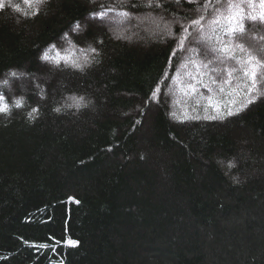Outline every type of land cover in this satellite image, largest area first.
Here are the masks:
<instances>
[{
	"label": "trees",
	"instance_id": "16d2710c",
	"mask_svg": "<svg viewBox=\"0 0 264 264\" xmlns=\"http://www.w3.org/2000/svg\"><path fill=\"white\" fill-rule=\"evenodd\" d=\"M148 2L46 0L32 19L0 11V82H9L0 83V95L11 108L0 113V264H264V98L239 115L206 119L216 112L195 100L209 95L203 87L209 77L174 81L185 55L178 53L160 85V103L148 104L145 115L138 110L173 46L158 28L203 14L201 45L209 46L215 9L238 13L248 46L264 58V40L252 39L264 36V21L251 19L264 10L258 0H220L207 11L204 0H165L169 9L161 13L139 6ZM5 3L25 7L22 0ZM101 5L113 11L90 20ZM77 21L84 41L70 32ZM65 33L78 47H69ZM89 43L99 56L87 50ZM52 44L50 56L59 51L92 59L91 65L81 72L42 62ZM11 71L26 76L15 79ZM187 71L197 75L191 66ZM181 79L196 91L185 95ZM74 95L90 103L53 111ZM20 97L24 107H12ZM33 107L40 110L30 119ZM229 160L236 164L231 170L218 163ZM68 239L78 246L69 247Z\"/></svg>",
	"mask_w": 264,
	"mask_h": 264
},
{
	"label": "snow or ice",
	"instance_id": "6c2138e0",
	"mask_svg": "<svg viewBox=\"0 0 264 264\" xmlns=\"http://www.w3.org/2000/svg\"><path fill=\"white\" fill-rule=\"evenodd\" d=\"M179 2V0H178ZM191 2V0H189ZM219 3L220 0H204V9L207 11L209 5L213 3ZM261 9L264 10V0H258ZM46 3V0H22L21 3H16L9 5L5 3V0H0V11L5 8H11V10L18 16L24 19H32L40 14L41 7ZM140 7H145L153 11L159 9L161 13L168 11L169 6L165 0H149L147 4L139 5ZM132 7H137V5H132ZM231 7V5H230ZM113 11L107 5H101L100 10H93L89 13V19L92 21H103L108 17L109 13ZM217 16L208 21L210 27H212L215 35L211 37V45L202 46L201 37L204 33L205 15L201 14L196 18L184 14L183 16L174 19L171 23H165L162 29L166 33L167 37L172 39L173 46L170 49L169 60L167 62V67L163 71L161 80L157 82L156 86L151 90L150 95L145 102V105L139 108L141 115L146 114V108L148 104L155 103L159 104L161 99V83L169 79L168 68L171 67V59L177 57L178 53H184L185 55L180 60L178 67L176 68V76L172 77L175 81L176 77L187 76L191 80H199L200 77L207 75L209 77V84H204L209 93L208 96H201L195 100L197 107L201 106V99L206 101L203 105L205 110L212 109L216 112V115L206 116V119L216 120V119H227L228 117L239 115L240 112L244 111L250 105L257 102V100L264 98V91L260 90V84L264 81V58L261 55L253 54V51L247 44L248 33L243 24V18L239 16L238 13L223 16L220 13L221 9H215ZM123 18H129L130 13L128 11H121L118 13ZM260 19L264 21V11H261L260 16H252L253 21ZM160 20L164 17L161 14L159 16ZM223 21V22H222ZM19 22V21H18ZM173 24L179 25L178 31H173ZM192 29V31H190ZM193 31L196 35H193ZM71 33L77 35V38L81 41L87 39L86 35H82L85 29L81 27L80 21L70 29ZM131 39L129 36H117V39ZM163 41V37H161ZM252 39L264 40V36H253ZM63 40L67 41L70 48L78 47V44L70 38L69 33H65ZM166 42V41H164ZM95 44H103V40H94ZM56 49V45L52 44L49 46L48 50H45L40 55V60L45 63H50L56 68L61 66L70 67L72 69L83 72L86 67H89L92 63V59L85 58L84 60H78L70 55H61L57 51L56 56H50L49 51ZM87 50L94 53L95 56H99L100 52L97 47H94L92 43L87 45ZM67 51V50H65ZM85 51V49H81ZM264 51V50H262ZM94 59V57H93ZM230 64L234 66H230ZM189 66L196 70L197 75L193 76L191 71H187ZM9 76L15 79L26 76L25 73H17L16 71H11ZM239 81L236 87H232L234 83ZM3 85H8V80L0 82ZM180 84L184 85L187 89L185 95L196 91V85L189 82L185 84L184 80H180ZM210 85H215L213 88ZM224 85H228L230 91L228 92L227 103H224V96L226 89ZM36 88H40L39 84L34 85ZM51 87V85H49ZM41 92H44L41 89ZM47 95V93H44ZM72 103L64 104L58 107H54L53 111L60 113L62 108H76L77 110L87 107L85 98L83 96H70L68 97ZM0 101L3 102V106L0 107V113L5 115L9 114L11 108L9 107V102L4 95H0ZM23 97L17 98L13 103L12 107L22 108L24 107ZM39 107H33L28 113V117L33 119V113L39 112ZM195 110V108L193 109ZM171 115L175 117V112ZM197 119L200 117L197 116ZM135 123L140 124L142 121L137 120ZM143 158V157H142ZM222 166L231 170L236 166L234 160L219 161ZM234 180L237 178H233ZM78 202V201H77ZM69 247H77L79 241L68 239L65 242ZM45 247L46 245H41Z\"/></svg>",
	"mask_w": 264,
	"mask_h": 264
},
{
	"label": "rangeland",
	"instance_id": "374dc122",
	"mask_svg": "<svg viewBox=\"0 0 264 264\" xmlns=\"http://www.w3.org/2000/svg\"><path fill=\"white\" fill-rule=\"evenodd\" d=\"M123 20H125V19H123ZM150 21H151V20H149L148 18H147V19H144V22L147 23V24L145 25V27H147L146 29H148V28L150 27V25H151V22H150ZM153 25H154V24H153ZM152 28H153V26H152ZM156 29H157V27H156ZM162 29H163V27L161 26V27L158 28L157 30L160 31V32H163ZM156 33H157V32H156Z\"/></svg>",
	"mask_w": 264,
	"mask_h": 264
}]
</instances>
